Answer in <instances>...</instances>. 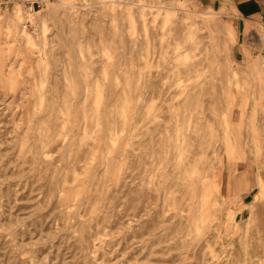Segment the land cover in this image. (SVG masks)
<instances>
[{"label": "rangeland", "instance_id": "obj_1", "mask_svg": "<svg viewBox=\"0 0 264 264\" xmlns=\"http://www.w3.org/2000/svg\"><path fill=\"white\" fill-rule=\"evenodd\" d=\"M0 264H264V58L193 0H0Z\"/></svg>", "mask_w": 264, "mask_h": 264}, {"label": "crops", "instance_id": "obj_2", "mask_svg": "<svg viewBox=\"0 0 264 264\" xmlns=\"http://www.w3.org/2000/svg\"><path fill=\"white\" fill-rule=\"evenodd\" d=\"M193 1L227 17L234 28L238 46L264 58V0Z\"/></svg>", "mask_w": 264, "mask_h": 264}]
</instances>
